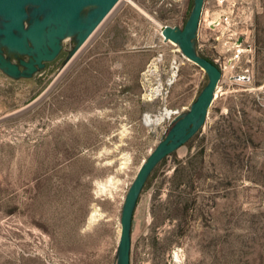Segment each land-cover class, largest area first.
Segmentation results:
<instances>
[{"label": "rangeland", "instance_id": "374dc122", "mask_svg": "<svg viewBox=\"0 0 264 264\" xmlns=\"http://www.w3.org/2000/svg\"><path fill=\"white\" fill-rule=\"evenodd\" d=\"M132 1L119 0L108 16L123 10L114 40L101 41L98 29L76 51L77 38L67 37L57 59L33 76L0 68V264H117L129 187L174 116L190 108L208 81L157 25L183 26L194 0L157 9L156 0H134L156 10L157 21ZM221 12L229 19L209 27ZM137 27L139 37L131 34ZM153 38L155 51L101 54ZM197 48L222 68L217 96L204 126L144 186L134 211L131 264H264V0L207 5ZM154 52L157 64L145 72ZM7 57L22 55L7 51ZM239 74L249 78L232 79ZM143 77L156 101L109 95L116 78L136 88ZM202 145L203 161L186 172L194 177L178 187L173 157ZM94 211L99 217L92 222Z\"/></svg>", "mask_w": 264, "mask_h": 264}, {"label": "water", "instance_id": "95a60500", "mask_svg": "<svg viewBox=\"0 0 264 264\" xmlns=\"http://www.w3.org/2000/svg\"><path fill=\"white\" fill-rule=\"evenodd\" d=\"M119 0H0V68L12 76H32L62 51V39L76 37V51H81L101 21ZM205 0H194L192 10L183 26L163 24L165 41L177 44L183 56L203 68L208 81L190 108L176 114L167 133L142 162L126 194L121 215V236L117 264H131L132 223L139 196L150 175L168 155L188 142L206 123L217 96L222 68L197 48ZM238 43L244 37L238 38ZM7 51L22 55L19 61L7 57ZM23 55L26 57H23ZM75 57V56H74ZM62 69L60 79L74 61ZM235 75L232 79H248ZM48 88L31 104L36 105ZM30 104V105H31ZM21 112V110H20Z\"/></svg>", "mask_w": 264, "mask_h": 264}, {"label": "crops", "instance_id": "0c3cea01", "mask_svg": "<svg viewBox=\"0 0 264 264\" xmlns=\"http://www.w3.org/2000/svg\"><path fill=\"white\" fill-rule=\"evenodd\" d=\"M210 10V8H209ZM112 12V10H111ZM110 12V13H111ZM137 12V11H136ZM110 13L101 21V23L98 25V27L95 29L94 33L96 32V30L99 29V35H100V40L103 41L106 35L107 39H111L114 40L116 37V32H117V26H122L121 21L119 19H121L123 16V10L121 11V13H119L118 16H114L113 18L109 19L108 16L110 15ZM138 16L140 17V13L137 12ZM225 13L221 12L219 14L223 15ZM217 16V17H219ZM109 19V20H108ZM146 19V18H145ZM147 22L150 23V21L147 20ZM152 27L154 29L155 26L154 24H152ZM209 25V23H208ZM139 28L137 27L136 29L132 28L131 29V34L133 35H137L139 37ZM93 33V34H94ZM201 35V25H200V31H199V35L198 38ZM93 36V35H92ZM65 39H62V45ZM154 38L150 41H147L145 44L142 45H137V44H129V43H124L122 46H114L113 47H109V49H107L106 51H102L101 54L102 55H110V56H116L119 54H124V53H141V52H148L150 50H154L153 48L155 43H154ZM13 60V59H12ZM157 56L155 54V52L151 55L148 56L147 60H146V67H143V70H145V72H149L150 70L153 69V67H155V64H157ZM14 61V60H13ZM42 71H44L43 69H41ZM40 71V70H39ZM41 72V71H40ZM37 73V72H36ZM149 80L148 77H143L142 79H139L137 81V85L136 88H134V86L132 84H128L126 81H124L123 79H119L116 78V80L114 81V83L112 84V90L110 91L109 95L111 96H115L116 99L122 100V97L125 96V94L128 97H131V99H133L134 97L139 98L142 94V98L143 101H150V100H154L156 101V99H158L157 96H153L150 97L149 96V91L148 89L150 88L148 85V88L146 87V81ZM140 86L145 90L144 92L142 91L139 94V88ZM187 92V89L185 88L184 93ZM151 94V93H150ZM182 95V94H181ZM115 99V100H116ZM173 110V109H171Z\"/></svg>", "mask_w": 264, "mask_h": 264}, {"label": "trees", "instance_id": "16d2710c", "mask_svg": "<svg viewBox=\"0 0 264 264\" xmlns=\"http://www.w3.org/2000/svg\"><path fill=\"white\" fill-rule=\"evenodd\" d=\"M57 59V58H56ZM55 60V59H54ZM212 60V59H211ZM214 61V60H213ZM215 62V61H214ZM48 63V62H47ZM47 65V64H46ZM46 68V66H45ZM44 68V69H45ZM33 76V75H32ZM38 96V95H37ZM206 153V146L205 145H202L200 146V148L197 150V151H194L193 153H189L188 155L184 156V157H177V156H174L173 157V161H175L177 163L176 167H175V171L173 172L172 176L178 180L177 182V186L179 187L182 183H188V180L186 179L188 176L189 178H193L194 176L193 175H190V174H186L187 172V169H188V165H192L193 162L195 160H198V161H203L204 159V155ZM168 159V156L165 157L161 163L155 168V170L152 172V174L150 175L146 185H148L152 179V177L155 175V173L157 172L158 168L164 164L166 162V160ZM194 165V164H193ZM199 175V174H198ZM191 188H192V191L194 188H196L195 186H193V184L191 185ZM186 192V191H185ZM184 191H179V194H186ZM180 197V196H179ZM179 200L181 198H178ZM173 217L177 218L178 219V216L176 215H173ZM182 237V232H177L176 233V236H175V240L179 243L180 241V238ZM165 240L167 239V237L164 238Z\"/></svg>", "mask_w": 264, "mask_h": 264}, {"label": "built area", "instance_id": "2783aa9c", "mask_svg": "<svg viewBox=\"0 0 264 264\" xmlns=\"http://www.w3.org/2000/svg\"><path fill=\"white\" fill-rule=\"evenodd\" d=\"M225 0H205V5H204V9L207 7V5L209 6L211 3L213 6L216 5H220L221 3H223ZM184 5V0H156V8L158 7H165V8H172V7H182ZM138 8L143 12L144 15H146L150 20L155 21L156 20V15L155 13L157 12L156 10L150 11L149 9L144 8L142 5L138 6ZM209 8V7H208ZM229 19V16L226 14L220 15L219 17L210 20L209 22V27L210 24H212L214 27L217 25L222 24L223 22H226ZM158 27H159V32L161 34V27H162V23L158 22ZM162 36V34H161ZM163 38V36H162ZM237 43V42H235ZM176 111V110H175ZM178 111V110H177Z\"/></svg>", "mask_w": 264, "mask_h": 264}, {"label": "bare ground", "instance_id": "6f19581e", "mask_svg": "<svg viewBox=\"0 0 264 264\" xmlns=\"http://www.w3.org/2000/svg\"><path fill=\"white\" fill-rule=\"evenodd\" d=\"M133 2V4L134 5H137L135 2H134V0L132 1ZM116 6V5H115ZM137 6H139V5H137ZM113 10V9H112ZM111 12V11H110ZM143 13V12H142ZM1 19H2V17L0 16V23H1ZM157 21V20H156ZM158 25V24H157ZM159 28V27H158ZM93 35V34H92ZM91 35V36H92ZM168 115L170 114V113H172V112H174L173 110H171V109H166V111H165ZM109 188L107 187V185H104L103 187H102V190L103 191H106V190H108ZM110 191V190H109ZM97 209V208H96ZM99 214H98V211L96 212V211H94L93 213H92V215H91V217H90V219L92 220V222L95 220L96 221V219H97V217H99L98 216ZM102 215V214H101ZM101 217V216H100Z\"/></svg>", "mask_w": 264, "mask_h": 264}, {"label": "flooded vegetation", "instance_id": "af4514ba", "mask_svg": "<svg viewBox=\"0 0 264 264\" xmlns=\"http://www.w3.org/2000/svg\"><path fill=\"white\" fill-rule=\"evenodd\" d=\"M16 61V60H15Z\"/></svg>", "mask_w": 264, "mask_h": 264}]
</instances>
